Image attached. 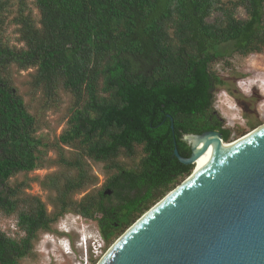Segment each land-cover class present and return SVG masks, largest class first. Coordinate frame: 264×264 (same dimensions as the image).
<instances>
[{
  "label": "trees",
  "instance_id": "16d2710c",
  "mask_svg": "<svg viewBox=\"0 0 264 264\" xmlns=\"http://www.w3.org/2000/svg\"><path fill=\"white\" fill-rule=\"evenodd\" d=\"M16 2L12 23L21 46L1 38L0 0V213H15L24 235L16 241L0 231V264L27 255L36 232L56 218L49 220L37 198L16 209L9 179L43 166L46 145L9 85L10 65L34 69L30 85L46 99L60 90L72 96L68 127L52 147L74 175L41 183L57 191L65 210L74 191L96 181L86 159L103 163L106 181L84 195L81 212L99 213L108 241L190 174L193 165L173 154L176 147L189 157L183 135L216 130L229 140L230 129L213 109L215 89L225 81L212 65L231 53L264 50V0H33L38 25L26 0ZM213 13L219 16L210 21ZM63 145L78 152L67 158ZM120 155L139 156L135 168L118 162Z\"/></svg>",
  "mask_w": 264,
  "mask_h": 264
},
{
  "label": "water",
  "instance_id": "95a60500",
  "mask_svg": "<svg viewBox=\"0 0 264 264\" xmlns=\"http://www.w3.org/2000/svg\"><path fill=\"white\" fill-rule=\"evenodd\" d=\"M203 138L216 141L217 155L197 171L193 166L98 264H264V123L226 142L216 130L185 134L190 155L175 147L174 156L194 165L201 151L191 139Z\"/></svg>",
  "mask_w": 264,
  "mask_h": 264
},
{
  "label": "rangeland",
  "instance_id": "374dc122",
  "mask_svg": "<svg viewBox=\"0 0 264 264\" xmlns=\"http://www.w3.org/2000/svg\"><path fill=\"white\" fill-rule=\"evenodd\" d=\"M3 1L1 38L8 45L21 46L22 43L17 40L16 26L12 23L17 2L16 0ZM26 8V11H31V15L38 25L39 14L33 5V0H26ZM218 16V13H213L209 20L212 21ZM237 16L244 18L246 14L244 11L238 10ZM212 71L225 81L224 85L215 89L213 109L223 121V126L230 129L228 141L238 139L251 131L253 128L251 129L250 125H255V127L262 125L264 123V50L246 56L231 53L225 59L214 63ZM33 72L32 68L18 69L15 65H10L5 75L10 87L23 99L27 111L34 117L36 127L34 134L41 138L46 145L45 148H41L45 151L44 164L29 172L16 173L9 179V185L16 190V209L18 211L23 208L28 209L33 204L32 199L37 198L43 202L49 220L55 216L56 218L50 221L47 227L40 228L36 232L29 252L16 264H97L115 240L125 231L104 241L97 224L99 213L93 207L87 215L81 212L84 195L100 189L106 181L107 173L103 168V163L86 159L89 172L96 178V181L93 185H87L81 190L74 191L70 195V203L65 210L61 206L57 191L49 189L41 183L44 177L49 175H55L59 182L66 176L74 175L73 168L59 163L58 155L52 147L59 135L68 127L73 99L69 93L63 90H60L52 98L46 99L40 90L34 89L30 85V75ZM229 91L234 94H230ZM63 149L67 158L71 157L74 152H78L75 148L67 145H63ZM138 160L139 156L134 159L126 158L123 155L117 157L118 162L125 165L126 168L133 169ZM106 194H110V192ZM74 224L79 225L80 232L83 228L84 233L94 234L96 241L91 239L89 247L81 248L77 245V234L72 232L68 236L70 252L63 253L60 240L64 238L59 232L63 228L73 230ZM17 227L15 213L9 216H3L0 213V231L19 241L24 232L17 233V230H14ZM64 244L66 247L65 242Z\"/></svg>",
  "mask_w": 264,
  "mask_h": 264
},
{
  "label": "bare ground",
  "instance_id": "6f19581e",
  "mask_svg": "<svg viewBox=\"0 0 264 264\" xmlns=\"http://www.w3.org/2000/svg\"><path fill=\"white\" fill-rule=\"evenodd\" d=\"M191 143H193L194 148L196 150L201 151L200 154L198 155V157L196 158L194 165H193L194 170L197 171L203 165H205L209 160H211L215 155H217V151L215 148L216 141L213 138H211L208 140V142H207L208 144H207L205 142V139L203 138V139H199V140L191 139ZM232 144L233 143H231V144L229 143V144H225V145L228 146V145H232ZM220 145L223 146L224 144H220ZM98 262H97V264H98Z\"/></svg>",
  "mask_w": 264,
  "mask_h": 264
},
{
  "label": "clouds",
  "instance_id": "9594fccd",
  "mask_svg": "<svg viewBox=\"0 0 264 264\" xmlns=\"http://www.w3.org/2000/svg\"><path fill=\"white\" fill-rule=\"evenodd\" d=\"M235 114V113H234ZM74 229L73 230H67V229H62L59 233L62 234L63 238L64 239H61L60 240V244L62 246V249H63V253H69L70 250V244L69 243V234L74 232L75 234H77L78 236V240H77V245L80 246L81 248H84V247H89L90 246V241H92L91 239H94V241H96V236L94 234H91L90 232H86L84 233V230L83 228H81V232H80V228H79V225L78 224H74ZM53 238H55L53 236ZM101 239V237H99ZM56 241H59L58 239H54ZM68 241V242H67ZM64 242L66 243V247H65V244Z\"/></svg>",
  "mask_w": 264,
  "mask_h": 264
},
{
  "label": "flooded vegetation",
  "instance_id": "af4514ba",
  "mask_svg": "<svg viewBox=\"0 0 264 264\" xmlns=\"http://www.w3.org/2000/svg\"><path fill=\"white\" fill-rule=\"evenodd\" d=\"M18 211V210H17ZM21 230H19V228L17 227V233H20Z\"/></svg>",
  "mask_w": 264,
  "mask_h": 264
},
{
  "label": "built area",
  "instance_id": "2783aa9c",
  "mask_svg": "<svg viewBox=\"0 0 264 264\" xmlns=\"http://www.w3.org/2000/svg\"><path fill=\"white\" fill-rule=\"evenodd\" d=\"M15 231L17 230V228L14 229Z\"/></svg>",
  "mask_w": 264,
  "mask_h": 264
}]
</instances>
